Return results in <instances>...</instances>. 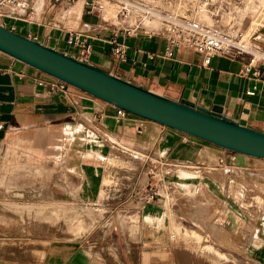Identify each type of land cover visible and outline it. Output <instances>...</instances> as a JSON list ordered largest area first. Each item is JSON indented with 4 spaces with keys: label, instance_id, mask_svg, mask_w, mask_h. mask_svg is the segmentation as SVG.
<instances>
[{
    "label": "crops",
    "instance_id": "1",
    "mask_svg": "<svg viewBox=\"0 0 264 264\" xmlns=\"http://www.w3.org/2000/svg\"><path fill=\"white\" fill-rule=\"evenodd\" d=\"M55 9L50 0L45 3L43 0L41 6L31 0L14 19L15 31L169 99L188 101L195 108L216 107L221 116L244 120L249 127L264 132V68L257 77L246 68L244 57L214 55L206 59L204 54L191 48L170 46L159 34L119 35L127 46L126 57L116 61L108 54L106 43L116 31L113 27L86 12L74 20ZM73 33L88 36L89 52L67 42ZM260 34L264 47V26ZM49 79V75L0 52V144L10 129L30 133L48 129L65 134L68 144L62 148L70 160L64 166L77 170L65 171L69 176L75 175L80 185L69 191L76 198L73 200L78 201L79 188L83 187L80 201L84 203H95L91 201L103 187V182L100 185L103 160L114 148H121L119 142L132 143L138 153L161 160L215 164L222 159L230 171L217 169L203 176L177 178L189 185L200 184L205 204L197 200L194 208L170 209L160 199L130 200L131 212L135 211L132 214L137 216L139 230L145 234L141 243L149 249L147 252L154 253L147 264H167L166 256L157 253L159 247L150 245L157 241L166 246L164 238L171 233L173 217L181 223V232L186 228L195 231L204 237L202 242L233 258L237 264H264V159L218 147L134 114L119 118L116 106L74 86L65 94L52 92L46 85ZM248 91L254 93L248 94ZM29 138L30 143L35 140L36 147L44 146L40 135ZM7 151L15 152L8 147L4 154L0 152V160ZM126 152L137 166L149 163L129 150ZM19 155L24 154L20 151ZM96 155L103 162H84V156L90 159ZM115 158L110 156L108 164ZM17 159L14 156V166L22 165ZM0 166L6 164L0 162ZM8 166H13L12 162ZM43 168L51 170L48 166ZM254 197L263 200L261 207L255 202L253 206L241 205ZM131 258L128 264L141 261ZM78 264L90 263L79 261Z\"/></svg>",
    "mask_w": 264,
    "mask_h": 264
},
{
    "label": "rangeland",
    "instance_id": "2",
    "mask_svg": "<svg viewBox=\"0 0 264 264\" xmlns=\"http://www.w3.org/2000/svg\"><path fill=\"white\" fill-rule=\"evenodd\" d=\"M77 1L80 0H63L60 5L55 6V11L74 19L70 11ZM82 1L83 16L96 3L100 14L96 10L88 14L98 19L101 15L104 19L116 22V9L110 1ZM218 1L220 2L218 10L216 8L213 10L212 7L206 9V14L211 15L216 29L236 36V39L239 38V41L246 45L251 44L254 36L262 39L260 33L264 23L256 24L253 29L249 27L251 18H249V9L245 8L249 0ZM252 1L257 4L261 0ZM109 4L114 8L112 17L107 16L105 12V6ZM224 23L227 25L224 26ZM37 135L43 138V147H36L35 140L34 143L28 140L30 136L35 139ZM66 137L65 134L48 129L35 130L31 133L21 129H10L0 144L1 154H4L8 147H12L18 157L16 160L18 163L32 165L28 168L17 166L12 173L7 170L11 167L8 166L11 162L4 163L6 166H0V264H78L79 261L82 263L87 261L90 264L93 262L94 264H116V262L128 264L132 261L131 256L141 260H136L137 264H147L154 253L147 252L149 249L142 245L141 239L145 234L139 230L138 218L132 214L135 211L131 212L128 203L138 196L137 188L140 192L148 190L146 185L154 180L150 173L151 166H137L132 162L131 155L127 154L126 150L137 154V158L142 157L138 150L132 148V143L119 142L121 148H114L103 160L104 162L99 161L97 155L90 159L84 156L86 163L103 162L100 185L104 173L111 176L112 182L108 185L103 184L104 187L101 188L104 191L98 187L100 193L94 201H91L95 203L80 201L83 187L79 188L78 201H74L73 199L76 198L69 190L80 185L78 186L75 175L69 176L65 171L66 169L77 171L64 166V163L70 160V155L65 154L62 148L63 145L68 144ZM20 151L24 154L21 157ZM110 156L116 158L114 162L110 161L108 164ZM36 166H42L43 170L40 171ZM44 166L51 167V170H45ZM187 175L188 172L184 173L183 177ZM199 199L203 200V194ZM107 200L110 206H106ZM254 202L258 207L263 204L262 199L254 197L242 202L241 205L253 206ZM90 206L96 211L94 219H90L82 211V208ZM166 206L175 209L172 204ZM126 217L131 219L129 224L122 222ZM175 227L178 231L177 238H172ZM180 228L181 223L173 217L171 233L164 238L166 246L157 241L150 245L155 249L159 247L157 253L166 256L167 264H196V262L197 264H237L236 260L226 255H224L226 258L222 257L219 260L216 259L218 257L206 255L199 249L206 243L202 242L204 237L200 235L202 238L200 242L194 237L197 240L196 245L193 237L187 240L184 238L195 231L190 232L186 228L181 232ZM133 249L134 254H132ZM215 254L218 256L217 253Z\"/></svg>",
    "mask_w": 264,
    "mask_h": 264
},
{
    "label": "built area",
    "instance_id": "3",
    "mask_svg": "<svg viewBox=\"0 0 264 264\" xmlns=\"http://www.w3.org/2000/svg\"><path fill=\"white\" fill-rule=\"evenodd\" d=\"M31 0H0V20L3 25L12 30H16L14 19L20 14V9L28 6ZM52 5H60L63 0H50ZM97 1V0H95ZM116 9V22H111L102 18L104 24L113 27L116 31L106 39L107 52L116 61L124 60L126 57V43L119 39L134 34L155 35L159 34L166 38L170 46H185L204 54L206 59L211 56L244 57L246 68L252 70L257 77L261 75L264 68V47L261 45L258 36L253 37L251 44L246 45L236 39V36L221 32L214 26L205 22L200 17V9L212 7L218 10L220 2L218 0H108ZM86 4V3H85ZM98 10L96 3L91 6L88 13ZM98 14V15H99ZM85 33L70 34L67 42L70 45L79 46L82 51L89 52L91 45ZM172 55V51H168ZM46 85L52 92L67 93L70 86L64 81L51 77L46 81ZM253 94V91H248ZM119 118L130 114L126 110L116 107ZM137 156V154L135 155ZM140 158L151 166L150 173L154 177L153 181L147 184L148 190L136 192L138 199L144 202H151L160 199L167 205L173 207L185 206L194 207L198 200L200 204L206 201L199 199L202 196L203 188L200 184H186L176 180L177 175L185 177L203 176L217 169L230 171V166L220 159L215 164L202 161H181V160H161L158 157L149 158L140 153ZM155 168V170H153ZM232 171V170H231ZM236 173V172H233ZM178 178V177H177ZM183 219V216H180Z\"/></svg>",
    "mask_w": 264,
    "mask_h": 264
},
{
    "label": "water",
    "instance_id": "4",
    "mask_svg": "<svg viewBox=\"0 0 264 264\" xmlns=\"http://www.w3.org/2000/svg\"><path fill=\"white\" fill-rule=\"evenodd\" d=\"M0 52L130 114L154 121L218 147L264 159V132L216 108H195L131 83L87 61L22 35L0 20Z\"/></svg>",
    "mask_w": 264,
    "mask_h": 264
},
{
    "label": "bare ground",
    "instance_id": "5",
    "mask_svg": "<svg viewBox=\"0 0 264 264\" xmlns=\"http://www.w3.org/2000/svg\"><path fill=\"white\" fill-rule=\"evenodd\" d=\"M42 1L43 0H34L35 4L37 6H40L42 4ZM248 3L249 4H247L245 8L249 9V18H251L250 19L251 20V24H250L249 27H250V29H253L256 24H258V23H264V0H261L257 4L254 3L252 0H249ZM82 9H83V1L82 0L77 1L76 4H75V6H73L72 9H71V11H70V13L73 14L72 15L73 18L80 17V15L82 13ZM206 11L207 10H205L203 8L200 9V17L202 19H204L205 22H207L208 24H210L212 26H215V23H213V21L211 19V15H207L206 14ZM105 12H106V15L107 16L112 17L113 16V13H114L113 6H111L110 4L109 5H106L105 6ZM245 13H246V10H245ZM225 25H227V24L224 23V26ZM14 156H16V154H15L14 151H7V154H5L4 157L1 158V160H0V162H3V163H7V162L10 163V162H12V165L13 166H11L10 168H7L8 172L12 173L13 172L12 170L13 169H16L17 166H25L24 168H28L31 165V164H27V163L24 164L23 163L22 165H16V166H14ZM33 166H35V165H33ZM21 168H23V167H21ZM40 170H43V169H40ZM38 171H39V169H38ZM7 181H6V183H7ZM102 182H103V184L108 185L109 182L110 183L112 182L111 176L108 175V174L104 175ZM103 187H104V185H103ZM101 191H104L103 188H101ZM82 211L85 213V215H87V217H90V219L91 218L94 219V215L96 214V211H95V209L93 207L90 206V207L82 208ZM92 221H94V220H92ZM130 221H131L130 217L123 218V220H122L123 224H127ZM175 228H174V230L172 232V235H171L172 238H177L176 235L178 234V231H177V228L176 229ZM187 235L188 236H186V237L184 236V238H186L185 240L189 239V237H193V238L194 237H197L196 239L198 240V242H200V240L202 239V238H200V235L197 234L196 232L189 233ZM196 239H195V242H196V245H197V240ZM199 249H200V251H204L206 253V255H208L210 257H218V258H216L217 260H219L222 257L223 258H226L224 256L225 254L223 252H221V251L219 252L218 250L214 249L209 244H204ZM215 253H217L218 256H215L216 255Z\"/></svg>",
    "mask_w": 264,
    "mask_h": 264
}]
</instances>
